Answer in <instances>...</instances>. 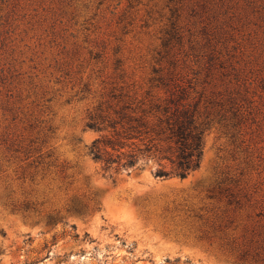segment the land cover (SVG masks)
<instances>
[{"label":"rangeland","instance_id":"rangeland-1","mask_svg":"<svg viewBox=\"0 0 264 264\" xmlns=\"http://www.w3.org/2000/svg\"><path fill=\"white\" fill-rule=\"evenodd\" d=\"M130 98L195 109L199 167L94 159ZM0 264H264V0H0Z\"/></svg>","mask_w":264,"mask_h":264},{"label":"trees","instance_id":"trees-1","mask_svg":"<svg viewBox=\"0 0 264 264\" xmlns=\"http://www.w3.org/2000/svg\"><path fill=\"white\" fill-rule=\"evenodd\" d=\"M174 101L171 98L165 103L146 104L137 98L124 101L116 111L117 118L104 127L110 133L96 139L90 147L93 158L102 160L107 167L116 163L124 168L141 169L140 157L157 152L160 159L172 164L170 170L160 165L155 171L157 176L174 173L186 177L200 165L206 127L198 120L195 109L178 103L179 99ZM164 143L166 147L162 146Z\"/></svg>","mask_w":264,"mask_h":264}]
</instances>
